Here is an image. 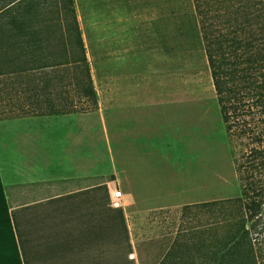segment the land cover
I'll use <instances>...</instances> for the list:
<instances>
[{
    "label": "rangeland",
    "instance_id": "1",
    "mask_svg": "<svg viewBox=\"0 0 264 264\" xmlns=\"http://www.w3.org/2000/svg\"><path fill=\"white\" fill-rule=\"evenodd\" d=\"M73 5L97 106L0 124L2 137L16 142L14 162L39 164L30 177L46 178L44 190L104 180L142 203L151 192L181 193V202L238 196L205 55L187 27L193 0Z\"/></svg>",
    "mask_w": 264,
    "mask_h": 264
},
{
    "label": "trees",
    "instance_id": "2",
    "mask_svg": "<svg viewBox=\"0 0 264 264\" xmlns=\"http://www.w3.org/2000/svg\"><path fill=\"white\" fill-rule=\"evenodd\" d=\"M199 1L187 27L205 55L239 195L182 208L189 223L215 229L200 234L231 243L224 264H264V0ZM0 91L1 118L96 108L73 0L0 4Z\"/></svg>",
    "mask_w": 264,
    "mask_h": 264
},
{
    "label": "crops",
    "instance_id": "3",
    "mask_svg": "<svg viewBox=\"0 0 264 264\" xmlns=\"http://www.w3.org/2000/svg\"><path fill=\"white\" fill-rule=\"evenodd\" d=\"M12 140L0 133V264H224L231 243L200 234L215 229L189 223L182 207L195 202L181 193H147L142 203L132 192L115 197L104 180L44 190L46 178L30 177L39 164L14 162Z\"/></svg>",
    "mask_w": 264,
    "mask_h": 264
},
{
    "label": "built area",
    "instance_id": "4",
    "mask_svg": "<svg viewBox=\"0 0 264 264\" xmlns=\"http://www.w3.org/2000/svg\"><path fill=\"white\" fill-rule=\"evenodd\" d=\"M115 197H120L122 195V191L118 188L113 191Z\"/></svg>",
    "mask_w": 264,
    "mask_h": 264
}]
</instances>
